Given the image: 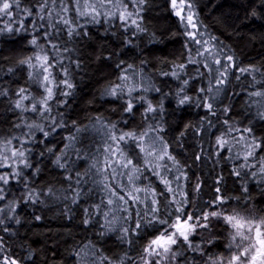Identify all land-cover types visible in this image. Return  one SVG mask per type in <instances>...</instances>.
Returning a JSON list of instances; mask_svg holds the SVG:
<instances>
[{"label":"snow or ice","instance_id":"6c2138e0","mask_svg":"<svg viewBox=\"0 0 264 264\" xmlns=\"http://www.w3.org/2000/svg\"><path fill=\"white\" fill-rule=\"evenodd\" d=\"M23 2L0 0V18L13 17V10L17 14L23 12L26 17L19 22L14 17L4 21L0 36L25 33L27 35L21 38L30 46V54L15 60L7 69L4 64L9 62V58L0 48V98L8 101L6 110L18 111V122H14L13 127L21 129L20 137L13 136L11 129L8 136L0 134V264H36L33 258L35 249L29 247L27 255L19 256L11 250L9 241L19 231L13 228V224L23 227V218L17 209L23 210L33 203L43 205L48 201L54 204L63 202L65 207L61 212L68 219L75 218L72 207L75 206L82 213L80 224L93 229L102 227L98 232L99 238L118 233L119 241L122 244L127 242L133 250L138 242L143 245L138 257L125 252L119 257V264H173V260L176 264H187L185 253L190 249L199 250L194 242L195 234L200 229H207L210 222L222 223L230 230L227 248L231 253L227 257L223 253L210 256V264H264V215H253L244 210L246 204H241V201L253 198L250 195L251 181H257L256 186L264 194V137L256 136L251 126L237 129L231 116L221 120L223 113H230V109L226 107L218 112L214 108L216 96L211 94L223 92L227 98L225 85H231L233 80L247 81L251 76L249 84L253 90L242 87L241 91L246 93L248 104L264 109V72L260 67L255 64L241 66L242 62L231 52L230 46L203 25L199 14L194 11L196 0H168L172 14L183 28L182 32L172 35L185 37L182 55H186V59L179 63L170 62L171 70L161 74L181 79L187 75L193 81L191 90L194 92L197 91V77H210L209 82L215 81L216 87L211 91L208 87L198 90L202 95L197 107L206 109L204 117L197 124H185L184 129L191 128L193 135L207 134L220 125L217 128L219 135L212 133L215 136L212 152L201 145L198 151L194 150L182 161L176 149L184 148L182 138L185 131H180L169 142L162 135H154L158 132L155 126L143 131L129 128L127 132L118 131L116 125L97 124L95 120L90 125L81 126L82 123L76 119L65 118L64 111L60 110L63 98L70 97L76 87L72 67H82L81 59L72 60L70 53L75 50L67 44L85 39L91 41L89 25H111L114 21L133 36L144 33L141 13L150 0H29L30 6L22 8ZM152 39L155 41L156 38ZM122 43L130 45L131 40L125 39ZM111 57H103L101 53L96 59L106 61ZM114 67L119 75L116 82L106 88L107 95L122 96L127 91L134 94V99L140 95L137 88L141 92L148 90L143 81L138 85L135 75H129L132 65L119 60ZM17 71H26V84L35 86L36 94L30 87L12 88L4 83L6 74L8 79H12ZM257 75L260 77L258 84L255 83ZM180 91L182 93L183 89ZM188 100L189 97L184 96L179 104L183 105ZM64 106L67 107V103ZM140 106L144 107L143 104ZM127 109L138 111L131 102ZM53 111L55 117L50 115ZM155 111L157 109L149 102L145 113ZM29 113L32 115H26ZM257 116L264 119V111H258ZM34 117L54 122L46 123L42 128ZM146 119L154 118L146 115ZM24 128L28 131H23ZM53 129L60 130L61 145L46 139ZM65 132L67 135H63ZM101 132L104 135L97 142L95 136ZM233 133H239V136ZM33 141L44 145L37 153L41 158L39 161L31 154ZM214 157L215 175L209 184L208 178L192 172L188 160L193 165L198 161L203 165ZM44 160L54 169L63 170L67 188L49 187L45 195L43 188L48 185L39 190L31 186L35 184L34 178L44 171L38 167ZM221 163L225 167L234 165L228 175L232 177L236 190L242 192L241 196L233 198L227 195L223 170H215V165ZM80 165H84L83 171L79 170ZM20 188V194L15 195L13 190ZM58 192L70 195H58ZM96 193L100 194L99 201L89 203ZM210 193L205 201L204 197ZM232 199L237 201L235 205L231 204ZM33 219L40 221L42 216L34 215ZM149 228L151 232H148ZM214 247L223 249L225 244ZM86 250L95 252L94 244L90 242L70 250L75 264H86L85 257L89 254ZM92 264L96 261L93 260ZM100 264H112V261L104 256ZM195 264H200V261Z\"/></svg>","mask_w":264,"mask_h":264},{"label":"trees","instance_id":"16d2710c","mask_svg":"<svg viewBox=\"0 0 264 264\" xmlns=\"http://www.w3.org/2000/svg\"><path fill=\"white\" fill-rule=\"evenodd\" d=\"M29 6V0H24L21 5L22 8ZM194 11L199 14V19L203 21V25L207 27L212 35L217 36L221 42L230 46L231 52L235 53L242 62L241 66L255 64L264 72V67H261L264 65V0H196ZM253 11L255 15L252 14ZM141 15L144 17L141 23L155 35L159 36L162 43L154 42L145 47V34L142 33L133 36L131 32H126L120 28L118 21H114L111 25L107 23L102 26L89 25L88 27L91 29L90 35L93 37L91 41L85 39L67 44L70 49L75 50L70 53L72 60L81 59L82 67L77 69L73 66L71 69L79 99L75 103L69 100L72 108L69 112H65L66 118L76 119L78 122L86 123V112L103 110L98 105L87 106V100L91 98L98 83L116 79L119 72L116 71L114 65L119 60H124L127 64L137 62L140 59V57L136 56L137 49L134 47L137 43L143 48L144 56L149 60L150 69L161 68L163 70H171L172 65L170 62L175 61L179 63L186 59V55H182L185 51L182 48L185 37L183 35H172L173 33L182 32L183 28L178 23L177 18L172 14L168 0H150V4L145 6V11ZM13 17L17 22L26 19L23 12L17 14L15 10H13ZM13 17L0 18V27H3L4 21L11 20ZM13 26L15 27L16 25ZM105 29H108V31L106 32ZM112 33H115V35H112ZM25 35L27 34L19 33L16 35L7 34L0 36V48L4 50L3 55L9 58V62L4 64L5 69L11 67L12 62L15 60L30 54V46L27 45L25 39L21 38ZM63 39L66 40V37ZM125 39L132 40L133 45H125L122 43ZM101 53H103V57L111 55L112 59L106 61L103 59L97 60L96 56ZM113 53H119V56L112 55ZM65 63H68V61L66 60ZM148 70L145 69V71ZM251 79L252 77L248 76L247 81H243V86L240 83H234L232 85L230 91L232 94L237 93L238 95H234L236 98L233 101L234 107L230 113L227 116L221 117V120L231 116L233 120L237 121L240 129H243L245 126H251L254 127V134L256 136L264 137V122L253 120L249 124V120L254 114L255 106L249 109V114H245L244 111V108H247L248 105L245 104L244 108L241 107L244 101L248 99L246 93L241 91V88L247 87L249 91H252L253 89L249 84ZM257 79H260L259 75H257ZM26 80V71H17L15 77L12 79H8L6 74L4 83L10 84L12 88L20 86L30 87L33 93L36 94V87L27 85ZM158 82L166 91L177 86V82L170 77L160 78ZM196 87H207L206 77L203 79L197 77ZM193 94H195L194 91ZM154 98L158 97L154 96ZM0 100H3V103H0V134L8 136L9 130L11 129L12 135L19 136L21 129L13 127V123L18 122V111L14 113L13 111L6 110L8 108V101L4 98H0ZM165 108L168 112H173L175 105L172 101H166ZM60 110L64 111L63 108ZM205 112L206 109L192 106L185 107L179 112L165 117L166 121L169 122V128L174 129V131L167 132L166 139L169 142H172L180 131H185V136L182 138L184 148L176 149V152L180 153L178 158L182 161L187 159L194 150L198 151L201 145L208 152L213 151L215 136L212 133L219 135V132H217V128H220L219 124L217 128L211 129L207 134L201 133L193 135L191 128L188 130L184 129L185 124H197L204 117ZM26 115L32 114L29 113ZM218 115L220 114L218 113ZM34 119L38 120V117H34ZM210 119L214 118L210 117ZM129 127H132V123H130ZM23 131H27V129L24 128ZM60 134V130H57L55 140L51 138L46 139L52 143L61 145ZM63 135H67V133L65 132ZM233 135L238 137L239 133H233ZM95 140L99 142L97 136H95ZM37 147L40 150L43 149L39 144H37ZM236 151H239V149L237 148ZM225 155L228 154L225 153ZM214 159L215 157L203 165L199 161L193 165L189 159L188 164L196 176L208 178V183L211 184V177L215 175L213 171ZM252 163L255 164L256 161L253 160ZM232 166L234 165L225 167L223 163L215 165L216 172L223 170V174L226 177V184L229 187L233 186L232 177L228 175ZM41 167L44 171L34 178L35 184L31 186L43 187L45 185H54L56 189L67 188L68 182L64 180L65 174L63 170L54 169L47 163V160L43 161ZM83 168L84 165H80L79 170L83 171ZM256 183L257 181L250 182L251 190H255ZM13 191L18 196L22 188L14 189ZM57 194L70 195V193L62 192H58ZM9 198L11 199V197ZM99 199L100 194L96 193L94 194V198L89 200V203L98 202ZM48 202V208H44L39 204H28L26 207H23V210L20 208L17 209V212L23 218V227L13 224L14 229H19L18 234L9 241L11 250L15 254L25 256L28 253V248L31 247L36 250L33 252V258L36 264H75V261L70 256V249L85 245L88 240H92L104 255L112 259H119L125 252L131 257H136L138 254V245L133 250L131 246L122 244L116 233H110L108 237L101 239L98 237V227L96 229L89 228L86 230L80 224L82 213L78 212L75 206H72L75 218L68 219L61 212L64 205L63 202L56 204H52L51 201ZM34 215H40L42 219L36 221L33 219ZM217 250L221 251L223 249L217 248ZM86 251L89 252L88 256L85 257L86 264H92L95 256L91 255L90 250Z\"/></svg>","mask_w":264,"mask_h":264},{"label":"clouds","instance_id":"9594fccd","mask_svg":"<svg viewBox=\"0 0 264 264\" xmlns=\"http://www.w3.org/2000/svg\"><path fill=\"white\" fill-rule=\"evenodd\" d=\"M143 34H145V39H146L145 47L147 45L153 44L154 42L162 43L160 37L155 35L147 27H145V32ZM153 37L156 38L155 41L152 39ZM130 45H133L132 40ZM134 47L137 49L136 56L140 57V59L134 63H127L128 65L133 66V68L129 72V75L130 76L135 75V82L138 85L141 83V81H143L144 87L147 88L148 90L141 92L140 89L137 88V91L140 92V95H136L135 98L133 99L134 94H129L127 91H125L122 96L106 94L105 92L106 88H108L111 83L116 82V79L105 80L103 82L98 83L97 88L93 91L91 98L87 100L86 104L87 106L98 105L99 108L103 110L86 112L85 113L86 123H82L81 126L90 125L93 120H95L97 124L103 122L108 127H111L112 125H116L118 131H124V132H127L129 128H139L141 131H143L149 126H155L158 129V132L154 133V135H162L166 139L167 132L174 131V129L169 128V122L166 121L165 117L173 115L185 107H192V106L197 107V104L200 102L199 97L200 95H202L198 91L199 88L201 87H196L195 85L197 91L195 92V94H193V91L191 90L193 87V81L187 75L181 74L183 75L182 79L179 77H170L172 80L177 82L176 87L171 88V90L169 91L164 90L163 86L160 85L158 81L160 78L168 77L161 74L162 72L168 70H163L161 68L150 69L149 60L147 57L144 56L143 48L140 46L139 43L135 44ZM115 55L118 57L119 53H116ZM161 63L163 62L161 61ZM145 69H149V70L145 71ZM206 79H207V87L211 91V89H214L216 87L215 81L209 82L210 77ZM185 81H187V83H185ZM259 82L260 79H257L256 77L255 83L258 84ZM234 83H240L241 86H243L244 82L234 80L231 85H225V87L227 88V98L224 97L223 92L219 94L211 93L212 95L216 96L217 102L214 104V108L217 109L218 112L219 110L224 109L226 107L231 111L232 108L234 107L233 101L235 100L236 97L230 91V88ZM181 89H183L182 93L180 91ZM72 93L73 94L70 97H64L63 98L64 102L60 104V108L64 109V113L69 112L72 108V105L69 103V100H72L73 103H75L79 99L77 95V86L73 88ZM154 96L158 98H154ZM184 96L189 97V100L185 104L181 105L179 104V100L183 99ZM141 97H143V99ZM205 99L207 100L208 98L205 97ZM166 101H172L174 103L175 108L173 112H168L166 110L165 108ZM129 102H131L134 105V107L138 109V111L128 110L127 105ZM149 102L152 103L153 107L156 108L157 111L145 113V108ZM65 103H67L68 105L67 107L64 106ZM141 104H143L144 107H141L140 106ZM245 104L248 105L247 108H244ZM253 106H255V111L254 114L251 116V119L249 120V124L250 121L252 122L253 120L264 122V119H261L260 117L257 116V112L264 111V109H260L258 105L248 104L247 100H245L244 103L241 105V107L244 108L245 114H249V109H252ZM50 115L55 117L56 115L55 111L50 113ZM146 115L154 119H146ZM227 115L228 112H224L221 117ZM38 121L40 127L42 128L46 123L50 125L51 123L54 122V121L40 120L39 117H38ZM129 122L132 123V127H129L130 125ZM233 123L237 129L240 128L236 120H233ZM245 127H250V126H245ZM45 130L47 129L45 128ZM34 135H37V133H34ZM56 135H57V129H53L52 134L46 138H51L55 140ZM103 135H104L103 132H101L97 136L98 139L101 140ZM13 136L20 137V135L19 136L13 135ZM37 144H39V141H33V145H30V147L34 148L31 154L36 156L37 160L39 161L41 158L37 155V153H39L40 149L37 146H35ZM39 145H41L44 148L43 144H39ZM42 163L43 161H41V163L38 164V167H41ZM49 187H54V185H48V187L43 188L45 195H47ZM227 187H228L227 195L229 197L234 198L241 196L242 192L237 191L234 186L232 187L227 186ZM36 188L37 190H39L41 187H36ZM210 195L211 193L209 194V196L204 198V200L207 201ZM243 195L247 196L249 195V193H244ZM250 195L253 197L251 200L241 201V204H246V209L244 210L249 211L256 216L264 215V194L260 192L259 186H256L255 190H251ZM40 199L43 200L44 197H40ZM236 203L237 201L235 199L231 200L232 205H235ZM32 205H36V204L33 203ZM48 205L49 202L43 204L42 206L44 208H48ZM63 207H65V205H63ZM101 220H103V217L101 218ZM121 223L123 222L121 221ZM83 226L86 230L91 228L89 225H83ZM101 230L102 227H98V232H100ZM151 231L152 229L149 228L148 232ZM229 233L230 230L227 229L222 223H215V222H210L209 227L207 229L198 230L197 233L195 234L194 242L196 245L199 246V250L190 249L185 253V255L188 257L187 264H195L196 261H200V264H210V259H209L210 256L219 255L220 253H223L225 257L229 256L231 254L229 249L227 248ZM90 242L91 244H94L92 240H88V242L85 245L90 244ZM220 243L225 244V247L223 248V250L218 251L217 247H214V245ZM123 244L128 245L127 242ZM137 245L139 247V252L136 256L138 257L140 255V249L143 247V245L140 244L139 242ZM94 246H95V252H91V255L95 256L96 264H100V259L101 257L104 256L108 257L112 261V264H119V259H112L109 256L104 255L103 252H101V250L96 246V244H94ZM73 248L75 247H72L71 249ZM97 253H99V255H97ZM173 264H176L175 260H173Z\"/></svg>","mask_w":264,"mask_h":264}]
</instances>
